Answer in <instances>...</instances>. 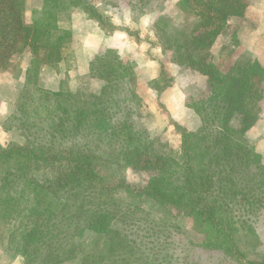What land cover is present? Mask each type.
<instances>
[{
	"label": "trees",
	"instance_id": "1",
	"mask_svg": "<svg viewBox=\"0 0 264 264\" xmlns=\"http://www.w3.org/2000/svg\"><path fill=\"white\" fill-rule=\"evenodd\" d=\"M85 2L43 0L28 24L23 0H0V72L17 56L31 55L6 128L19 131L24 144L0 146V246L24 264H178L170 240L181 235L175 221L186 219L201 236L198 247L237 264H264L240 247L242 234L252 231L243 210L264 198V158L244 141L260 117L264 68L249 53L223 67L211 52L224 34L238 45V29L229 21L243 17L249 1L180 0L178 10L193 19L182 40L158 29L161 17L155 24L174 63L205 79L198 97L186 102L200 128L192 134L177 126V156L155 153L133 121L142 99L117 52L107 49L91 60L88 76L104 86L90 98L38 84L44 68L69 53L72 35L59 26V14ZM162 67L153 86L159 92L171 82ZM192 136L195 155L188 145ZM123 166L150 176L141 185L128 184ZM119 194L155 203L166 219L155 221L140 206L121 204ZM87 234L94 247L79 254L77 241Z\"/></svg>",
	"mask_w": 264,
	"mask_h": 264
},
{
	"label": "rangeland",
	"instance_id": "2",
	"mask_svg": "<svg viewBox=\"0 0 264 264\" xmlns=\"http://www.w3.org/2000/svg\"><path fill=\"white\" fill-rule=\"evenodd\" d=\"M25 3V14L24 20L28 24L31 22L32 10L39 8L43 0H23ZM51 1V0H48ZM64 1V0H61ZM83 7H74L67 11H63L59 14V26L62 29L68 30L72 35V42L69 45V53L66 59L53 67L44 68L38 77V84L51 91L62 90L64 92H70L74 94H80L84 99L90 98V96L97 93L103 86L104 83L98 79H93L87 76H81L78 78H72L74 74V66L78 64L81 68L80 56H75V49L81 43V39L87 35L92 29L93 24H97L107 33L113 32L116 29L115 26L111 24L114 23L113 19L117 18L118 25L122 31H127L126 34L129 38L134 39L135 41H141L140 36H143L142 41H148L151 37V32L154 34V43L161 49V67L164 66V72L166 73V79L169 78V86L166 87L163 91L172 89L171 83H173L170 72L167 70L169 63H174L173 51L169 49H163L161 45V40L159 35H156L157 29L159 26H155L160 17L164 21V25L160 22V30L164 28V35L169 38H177L182 40L183 34L187 35L190 32L191 20L187 14L180 12L177 8V5H174V0H84ZM85 6H89L85 8ZM95 10L97 14L101 17V22H99L94 14L91 13V9ZM155 16L153 23L145 19L146 16ZM126 26V27H125ZM231 34V30H229ZM263 37L258 40L253 39L256 44H264V31ZM227 35V34H226ZM240 35H238L239 38ZM228 38V39H227ZM227 38L223 40L217 46L216 55H219L216 58V61L221 63L223 67L230 65L234 60H237L241 55H246L244 48L234 46L231 42L232 38L227 35ZM234 42H238L237 37ZM233 41V40H232ZM147 45V44H146ZM146 47H141L140 49H134V54L132 59L122 58L121 55L117 52L115 55L119 60L128 65L131 68L132 73L135 76V81L133 86H136L135 92L142 99L140 107H137L133 110V121L135 122L138 129L145 132L149 137L151 148L157 154H165L177 156L179 152V147L181 145V132L178 127L184 129L185 131L195 134V132L188 131L187 129L179 126L174 123L173 120L169 117V113L166 111L163 99L160 97L155 102L153 99L149 101V89H154V83L157 80L149 81L148 83L141 84L136 76V64L137 61H141L146 58H141V54L144 52L143 49ZM104 49L99 54L105 52ZM29 55L28 52H25L22 55ZM152 56V54H149ZM21 56V55H20ZM253 57V56H252ZM29 56H25L20 65V61L14 60L11 64V68L8 69L5 73H2L0 76V101H12L7 109V112L1 113L3 115L2 120L0 121L1 128L6 133L2 134L1 142L8 144L14 143L18 145L24 144V140L19 135L17 130H7L6 128L10 126V121L8 118L12 115L15 109V104L17 97L23 87V74L25 70H29L30 63ZM75 62V63H74ZM136 62V63H135ZM18 63V64H17ZM179 65L181 68L186 69L184 65ZM19 66V67H18ZM18 67L19 69L13 70V68ZM163 67L161 68V71ZM161 75V72H160ZM159 75V78H161ZM164 78V77H163ZM162 81V80H161ZM193 87L187 88L185 93L186 99L190 102L194 98L198 97L201 87L203 86V81L200 78H194ZM161 83V82H160ZM160 85V84H158ZM201 86V87H200ZM263 92H264V79L261 83ZM160 91V92H163ZM149 103V104H148ZM187 106V105H186ZM261 110L264 112V100L262 106L260 105ZM261 114V113H260ZM259 120V119H258ZM264 120V119H263ZM264 122V121H263ZM178 126V127H177ZM164 128V129H163ZM200 128V127H199ZM196 138H189L188 145L191 149V152L195 155L197 152L196 147ZM245 144L254 149L256 153L264 158V125L260 127L254 135L248 136L245 135L244 138ZM123 178L126 183L132 185H141L150 176L146 172H136L131 170L129 167L123 166ZM117 200L121 204H134L140 206L145 211L151 214L153 220L158 221V219H163V212L159 207L150 201L146 200H130L125 197L123 194L117 195ZM245 213V214H244ZM243 215L246 220L252 227V231L245 235L242 234L240 237V247L246 253L247 257L251 260H264V198L261 197L258 201L254 202L251 207H247L243 210ZM166 219V218H165ZM180 227L181 235L174 236L170 242L172 243V250L170 254L176 257L178 264H184L185 262L196 261V264H237L222 253L218 251L204 250L198 247V243L201 240V236L196 234L191 226L189 220L180 219L175 221ZM94 238L87 234L82 238L81 241H77V249L79 254H85L89 252L95 244ZM175 260V261H176ZM0 264H24V258L20 255L13 254L5 249V246H0ZM66 264H78L75 262H68Z\"/></svg>",
	"mask_w": 264,
	"mask_h": 264
},
{
	"label": "crops",
	"instance_id": "3",
	"mask_svg": "<svg viewBox=\"0 0 264 264\" xmlns=\"http://www.w3.org/2000/svg\"><path fill=\"white\" fill-rule=\"evenodd\" d=\"M180 0H174L173 4L177 5ZM249 5L246 9V12L243 17L240 18H232L229 21V24L237 27L238 34V45L244 48L245 52H248L253 58H255L261 66L264 68V44H256L253 39L258 40L263 37L264 31V0H248ZM145 19L153 23L155 20V16H146ZM117 18H114L111 24L116 27L113 32H105L103 28L98 26L97 24L92 25V29L87 35H85L81 39V43H79L78 47L75 49V56H80L81 68H79L78 64L74 66V74L72 78H78L81 76L89 75V64L91 60L98 55L104 49H113L121 55L122 58L132 59V54L136 49H140L141 47H146L143 49V53L141 54V58H146L137 61L136 64V76L141 82V84L148 83L149 81L159 79V75L161 72V49L154 43V34L151 32V37L148 41H142L143 36H140L141 41H135L134 39L129 38L125 31H122L118 25ZM192 23V20L191 22ZM126 27V26H125ZM238 35L239 38H238ZM227 38V35H221L216 43L214 44L211 52L214 57H218L216 55L217 46L223 40V38ZM228 39V38H227ZM147 44V45H146ZM237 45V46H238ZM135 49V50H134ZM149 54H152L150 56ZM25 56H29L31 59V55L27 54ZM24 55L17 56L14 60L20 61V59H24ZM13 60V62H14ZM75 63V62H74ZM136 63V62H135ZM18 64V63H17ZM20 65H22V61H20ZM19 67V66H18ZM15 67L13 70H18L19 68ZM11 68V65L8 69ZM8 69L0 72V76L2 73H5ZM167 70L170 72V75L173 80L172 89L165 90L163 92H159L155 89H149V101L153 99L155 102L157 99L162 97L163 103L166 111L169 113V117L173 120L174 123L179 126L187 129L188 131L195 132L200 127V120L198 116L194 113V111L186 106V96L185 93L187 88L193 87L194 78H200L204 81V77L201 75L192 72L189 68L183 69L179 65L169 63L167 66ZM264 100L260 103L262 106ZM12 101L4 100L0 101V114L6 113L7 109L9 110L10 104ZM149 104V103H148ZM3 115H0V121L2 120ZM264 112L261 110V114L257 123L246 133L247 137L254 135V133L264 125ZM164 129V128H163ZM2 134L6 135V133L1 128L0 124V140ZM5 145L0 141V145ZM3 145V146H4Z\"/></svg>",
	"mask_w": 264,
	"mask_h": 264
}]
</instances>
